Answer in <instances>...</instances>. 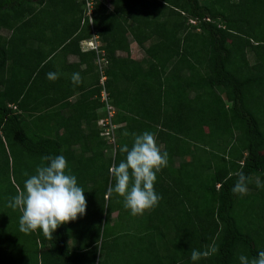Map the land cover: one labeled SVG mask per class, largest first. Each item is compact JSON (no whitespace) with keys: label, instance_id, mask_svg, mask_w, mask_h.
Listing matches in <instances>:
<instances>
[{"label":"trees","instance_id":"16d2710c","mask_svg":"<svg viewBox=\"0 0 264 264\" xmlns=\"http://www.w3.org/2000/svg\"><path fill=\"white\" fill-rule=\"evenodd\" d=\"M45 1L63 15L66 8L76 7L74 0H0V28L19 31L29 23L23 20L27 10ZM98 1L93 3L91 14L92 26L104 44V81L69 106L66 116L61 114V109L67 107L61 98L48 97L45 104L44 91L35 90L30 77L19 82L16 74L20 69L12 70L15 65L11 59L18 54L15 49L24 42L9 48L6 45L12 35L5 43L0 39V73L11 60L6 68L8 76L0 79L4 88L0 90L2 172L13 174L12 157L21 156L31 163V168L21 174L25 181L35 174L37 166L47 163L44 156L63 155L68 164L66 172L78 175L83 171L78 180L94 185L86 193L84 220L60 226L50 240L39 230L29 235L19 231L21 213L7 207L17 193L9 177H3L9 191L0 189V264H79L78 256L72 260L67 254L64 234L70 231L75 240L73 227L80 221L93 225L94 241L90 244H97L103 261L105 255L115 256V264H240L241 255L249 259L257 256L264 251V188L243 196L233 194L231 189L238 171L247 177L248 187L254 177H264V0H107L112 12ZM162 16L167 19L158 20ZM84 20L66 24L53 49L93 57L92 51L82 53L78 46L89 37ZM182 31L183 36L178 38ZM126 33L142 47L145 68L137 61L114 55L119 49L127 51V46L121 44ZM150 39L153 41L144 47ZM248 45L258 50L255 67L249 66L245 58L244 48ZM35 50L41 51L37 46ZM120 77L129 82L130 88L114 87ZM101 88L116 111L113 123H123L117 129L118 149L106 160L95 129L96 109L102 106L97 101ZM93 94L97 98L88 106L82 103ZM14 104L28 117L24 119L7 106ZM39 107L51 112L47 117L35 115ZM73 122H77L76 127L86 126L96 143L81 142L82 135L74 133ZM125 130H129L127 137L123 135ZM145 131L158 139L162 135L169 178L167 182L157 174L154 189L161 199L154 210L140 217L132 216L123 201L113 203L105 188L109 168L126 157L120 148L125 144L131 148L132 134ZM75 144L79 145L77 154L72 150ZM174 157L181 159L176 168L170 166ZM97 159L105 162L98 165ZM112 183L115 180L110 174V186ZM93 202L96 213H92ZM125 217L128 222L122 225ZM133 229L139 233L137 243L133 244L130 237L128 242L121 240ZM86 242L83 237L72 252L80 255ZM213 243L219 249L216 254L191 260L192 250L204 251ZM18 248L20 255L16 258ZM94 261L91 259L90 264Z\"/></svg>","mask_w":264,"mask_h":264},{"label":"rangeland","instance_id":"374dc122","mask_svg":"<svg viewBox=\"0 0 264 264\" xmlns=\"http://www.w3.org/2000/svg\"><path fill=\"white\" fill-rule=\"evenodd\" d=\"M101 2H102V4H104L106 11L112 12V6L107 2V0H101ZM74 3L76 5V7L72 8V9L66 8L67 13L64 10V13H65L64 15L62 14L63 12L59 11V9L56 11L55 7H53L52 4L49 3L48 1H45V3H43L41 5L33 4L30 7V9L27 10V15L25 13V16L23 17V20L27 21V22L29 20V23L24 25L22 28H20L19 31H16L15 33H13L8 28H3V27L0 28V39L2 42H4V43L7 42L12 35V38H11L12 40L11 39L9 40V45H6V47L12 48L13 46H15L17 44L19 45L20 44L19 42H24L23 46H19V48H16V49L14 48L15 51L16 50L18 51V54L11 59L12 63L15 65V67H13L12 70L15 71V70L20 69L16 74L17 77H19V82H23V80H25L26 77H30L29 80L33 81V87L35 88V90H38L40 92H43L44 87L45 86L48 87V85H51V83L55 84V85H56V82H57V85L60 83L59 78L56 80V82L55 81H49L47 79V74L49 72H51L50 66L52 65V66L56 67V65L58 64V62H56V60H58L63 55V53L61 51H59L58 49L57 50L53 49V44L57 42L59 35L63 32L62 28H64L66 24L72 23L76 19H79L80 23H85V20L83 21V19L85 18L84 11H82L81 8H80V10L78 9V6H80V7L83 6L82 1L81 0H74ZM93 3H99V1L94 0ZM86 19H87L86 26H87L88 31H89V37L81 40L78 43L79 49L81 51H92L94 53L93 50H90L87 47L88 45L93 43V46L99 45L97 49L104 50L103 49L104 44H102V42L99 40L100 38L98 37L97 32L95 31V29L92 26L93 14H91V16L89 18H86ZM163 19H167V18H165V16L158 18V20H163ZM191 24L194 25L195 21H193ZM41 26H43V28ZM184 27L187 28L186 26H184ZM40 28H41L42 32H39ZM187 31H188V28H187ZM184 32L185 31L180 32L177 35L178 38H181L183 36L182 34H184ZM64 34L65 33L62 34L61 38H63ZM39 37H42V38L39 39ZM152 41H153V39L145 41L143 46L147 47L149 45V43ZM121 44L127 46V51H124L121 49L116 50L114 52V55L116 57H118V58H130V59H137V60L145 58L143 51L141 49L142 47H140L136 44L133 36L130 33H126L124 35V42H121ZM36 46L39 47L41 51L36 52V50H35ZM57 51H59V53ZM244 51H245V58H246L248 65L255 67L257 64V58L256 57H257L258 50L255 47H251L250 45H248L247 47L244 48ZM99 52L101 53V51H99ZM53 53H55V54H53ZM100 53H99V57H102L100 55ZM102 53H103V55H105L104 51H102ZM47 54H48V57L50 56L49 59H50V61L53 62L52 64H51V62H48L49 60L48 61L45 60ZM93 58H94V60H93L94 64H92V66H91L92 69L90 71L93 74L92 78L90 77L89 79H87L88 80L87 81L84 77L81 76V78L85 79L86 82H81L79 85H74L72 83V80H71L73 72L68 71L71 74L64 73L63 76L69 75L70 77H68V78L70 79V82L68 83V82H66V79H62L61 86H63V87H61V89H60L59 86L56 85L58 87V91L55 94L58 95L62 92L64 93V91H67L66 90L67 88H71V86H72V88H77L79 90V95L81 98L82 95L84 93H86L87 91H91V90L93 91L94 89H96V86L100 85L99 84L100 74H102L103 76L105 75L104 71L106 69V65H104V63H102V62L96 63L95 62V60H96L95 56H93ZM11 60L10 59L7 60L6 67L4 68L2 73H0V79L6 78L8 76V72H7L6 68L9 66ZM140 63L144 68L147 66V62L145 59H143V61ZM58 72L59 71H57V73ZM58 74H60V73H58ZM184 74H186V72H184ZM86 76L89 77L90 75H86ZM95 78H97V80H98L97 82H95ZM114 87L118 88L119 90H124L125 88L126 89L130 88V84L128 81L125 80V78L120 77L118 79L116 85H114ZM1 89H4V88H3V86L0 85V90ZM217 92L220 93L219 88L217 89ZM55 94H53V95L55 96ZM58 97H60V96H57V98ZM95 98H96V96L94 94L89 95L88 99H87L88 102L87 101L86 102L88 104H90V102L94 101ZM63 99H65V97H63L62 100ZM98 99H99V97L97 98V101H98ZM263 99H264V96H263ZM47 101H48V99H46L45 104H47L46 103ZM107 101L109 104H111L110 103L111 101L109 98H107ZM43 103L44 102H42V104ZM64 103L67 104V102H64ZM36 106L38 107L37 104H36ZM100 107L102 108V106H100ZM61 110H62V112H61L62 115L68 114V108L67 107L62 108ZM12 111L16 114H20L21 116H23L24 119L28 117V116H26L27 114L24 113L23 111H20L19 107H17V106H16V109H13ZM49 112H51V111L45 110L43 107H39L37 109L35 115H44L47 117ZM97 114H98V118L103 117V113L101 111ZM135 122L136 121H134L133 123H135ZM112 123H113V120H112ZM113 124H115V123H113ZM73 125L76 127L77 122H73ZM115 125H116V128L113 130V134H114L113 142H110V140L107 138L106 135L104 136V134L103 135L99 134L100 131L96 128V125H95V129L98 132V134H96V135L103 142L102 156H103V159H105V160L108 158L109 159L112 158L116 153L115 151L118 149V140L119 139L117 136V129L120 126H122L123 124L121 123V125H118V124H115ZM75 127H73L74 133H77V134L81 133V135H82L81 142H86L89 145H92V143H96V139L93 137V134L89 133V130L86 128V126H84L82 124L76 128ZM159 128L157 127V129L160 132H162V130ZM62 131L64 132V136H66L67 133L65 132V130L62 129ZM62 131H61V133H62ZM125 131H127L129 133V130H125ZM159 136H160V139L156 138V142H157V145L163 151V142H162L163 137H162V135H159ZM78 147H79L78 144H75L72 147V150L75 151L76 154L78 153V150H79ZM13 153L19 154L16 151H13ZM87 155H89V153L85 154V156H87ZM81 157L83 159H86V157H84V155H81ZM12 161H13V166H14V173L13 174L9 173V175H8V174L2 172V170L4 169V166H3V162L0 160V189L1 190L6 189L7 192L9 191L8 185H7L8 182L2 181L3 177H5V178L9 177V181L13 185L15 192L18 193L19 191H21L23 189V187L20 185H24V182H25V181L21 180V178L23 177L21 174L24 170L31 168V163L24 161L21 156L12 157ZM171 161L172 162H171L170 166L172 168H176L177 165L180 163L181 159L174 157V158H172ZM84 162L85 161H83V164H84ZM96 162L98 165H100V162H105V161H101L100 159H97ZM159 173L161 176H163L164 180L166 178H169L168 177L169 175L166 174L165 168H163L161 170V172H159ZM79 174H81V176H83V171L82 172L79 171L78 175L76 174L75 177L77 178L78 186L82 187L83 190L85 191L84 195H85V198L87 200V194L86 193L89 192L88 189L93 185V183L92 182H89L88 184L82 183L81 179L78 180ZM87 175H89V174H87ZM257 179H259L262 183H264V177H262V178H260L258 176L254 177L252 179L249 187H248V192H254L256 189H258L256 186ZM95 180H98V177ZM165 181H167V180H165ZM114 185L115 184L112 183L110 186V173H109L108 178H107L106 188H105L106 193H108V189L110 187H114ZM175 186L176 185L173 184L171 187L175 188ZM93 187H94V185L92 186V189H93ZM9 188L11 189V191H13L12 186H9ZM95 188H96V186H95ZM110 200H112L113 203H115V201H116V202H118V204H120L121 201H123V199L118 197L117 194H115V193H113L110 196ZM0 205H2L1 202H0ZM93 206H92L93 207L92 213H96L97 206H96L95 202H93ZM2 207H3V205H2ZM124 213H125L124 216H127L126 212H124ZM112 215L114 217V214H112ZM157 216H159V214L156 215V217ZM83 217H78L77 219L78 220L80 219L82 221V220H84ZM113 217L110 218L111 222L115 221V218H113ZM97 218H98V216L95 219L93 218L94 222H96ZM126 219L127 220L125 222H123L122 225H126V223L128 222V218H126ZM85 220H87V219H85ZM81 221H80L79 225H75V227H73L74 232H76L75 233L76 237L74 236L75 240H73V238H71V235L69 233L70 231L67 230L68 232L65 231L66 233L65 234L63 233L64 234V240L66 241V243L68 245L67 254H69V256L71 257L72 260H73L74 256H78L77 260L79 261V264L83 258H84V260H83V262H81V264H90L91 259H93V258L95 259L94 264H115V262L113 261V258H115V256H111L110 258H106V255H105V261H103V255H102L103 253L99 252L97 244H96V246L90 244V241H94V228L92 227L93 225L88 226V224H86V222L81 224ZM91 222H92V220H91ZM69 227H71V226H69ZM73 229H72V231H73ZM114 234H115V232H114ZM138 234L139 233L136 232L134 229L130 230L128 236H126V235L122 236L121 240H123L124 242L125 241L128 242L127 240L130 237L133 241V244H134V242L137 243L136 242V240H137L136 236ZM79 237H80V240H79ZM83 237L87 239V242L84 243V245H85L84 250L80 251L82 253L80 255H77L74 252H72V250H73L72 247L76 245L75 243H77V242L80 243L82 241ZM18 246H19V244H18ZM21 246H23V247L25 246L23 240L21 241ZM19 249L20 248L17 249L16 258L20 255ZM99 256H100V258H99ZM127 260H128V256H127Z\"/></svg>","mask_w":264,"mask_h":264},{"label":"clouds","instance_id":"9594fccd","mask_svg":"<svg viewBox=\"0 0 264 264\" xmlns=\"http://www.w3.org/2000/svg\"><path fill=\"white\" fill-rule=\"evenodd\" d=\"M58 78V73L47 74L49 81ZM71 80L74 85H79L82 82L80 73H73ZM123 135L127 137L129 133L125 131ZM132 135L131 148L127 144L120 148V152L126 154L125 159L118 166L113 164L109 169L115 185L108 189L107 194L110 197L115 193L122 198L123 207L132 216H143L146 212L154 210L161 199L155 192L154 184L157 174L167 167L168 153L162 152L153 133L145 131ZM43 160L47 163L37 166L35 174L25 180L23 189L8 201L7 207L20 211L21 233L29 235L39 230L46 238L53 240V233L60 226L85 215L87 202L85 191L78 186L75 175L66 172L68 164L63 155L44 156ZM234 175L237 180L231 192L240 196L247 194L248 180L243 171ZM256 186L264 188V183L257 179ZM218 251V247L213 243L204 251L192 250L191 260L196 262ZM239 261L240 264H264V251H260L251 259L241 255Z\"/></svg>","mask_w":264,"mask_h":264},{"label":"crops","instance_id":"0c3cea01","mask_svg":"<svg viewBox=\"0 0 264 264\" xmlns=\"http://www.w3.org/2000/svg\"><path fill=\"white\" fill-rule=\"evenodd\" d=\"M57 52L59 53V51H57ZM81 52L82 53H89L90 51H81ZM53 54H55V53H53ZM49 58H50V56L48 58H46V60L48 61ZM128 59H130V58H128ZM143 59H139V60L131 59V60L137 61L140 63L143 61ZM93 60H94V58L91 57L90 54H86V55H82V56H78L76 54L69 53V52L63 54L58 60H56V62H58L56 67L52 66V65L50 66V71H53L56 73H57V71H59L58 73H60L59 74L60 83L57 85V82L55 80L56 85L59 86V88L61 89V87H63V86H61L62 79H66V82L69 83L70 79L68 77H70V76L69 75L63 76V74L64 73L71 74L70 73L71 71L73 73L79 72L80 76L84 77L86 80L89 79L90 77L92 78L93 74L90 71L92 69V67H91L92 64H94ZM49 61H50V59H49ZM50 62H51V64L53 63L52 61H50ZM68 71H70V72H68ZM86 75H90V76L88 77ZM85 79H82V82H86ZM54 85L55 84L51 83V85H48V87H46V86L44 87V90H43L44 91V102L46 101V99L48 97H51L52 99H56L57 96H60L59 99L60 98L62 99L63 97H65V99L62 100V103L67 102V108H68V112H69V106L75 105L77 103L76 100L78 98H80L79 90L77 88H72V86H71V88H67L66 89L67 91H64V93L62 92V93L56 95L55 93L58 91V87L56 85L55 86ZM53 94H55V96ZM46 95H48V96H46ZM96 98H97V96H96ZM86 101L87 100L84 99V100H82V103H84V104H86V106H88V103H87L88 101L87 102ZM52 109L54 110V109H56V107H54ZM61 112H62V110H61ZM99 112H100V107H98L96 109V113H99ZM68 114H66V115H68ZM66 115H63V116H66ZM118 125H121V124H118Z\"/></svg>","mask_w":264,"mask_h":264},{"label":"built area","instance_id":"2783aa9c","mask_svg":"<svg viewBox=\"0 0 264 264\" xmlns=\"http://www.w3.org/2000/svg\"><path fill=\"white\" fill-rule=\"evenodd\" d=\"M83 3V6L81 7L82 11H84L85 18H89L91 16L92 11V5L94 0H81ZM89 20V19H88ZM188 22L191 24L193 21L188 20ZM99 45H94L93 43L88 45V49L94 51L95 56V62H102L104 65H106V61L103 57L102 50L97 49ZM101 51V53L99 52ZM99 53L102 57H99ZM104 81V76L100 74V81L99 84L102 86V83ZM98 101L102 104V108L100 107V111L103 113V117L97 118L95 121L96 128L100 131L99 134L104 136L106 135L107 138L110 140V142H113L114 134L113 130L116 128V125L112 123V119L116 113L115 109L108 103L107 101V94L104 91L103 88L100 89ZM12 110L15 109L14 105H7ZM112 133V134H111ZM114 151V150H113ZM218 187V185H216Z\"/></svg>","mask_w":264,"mask_h":264}]
</instances>
